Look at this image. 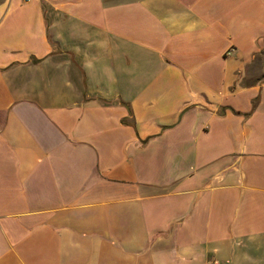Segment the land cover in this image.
Returning a JSON list of instances; mask_svg holds the SVG:
<instances>
[{
  "label": "crops",
  "instance_id": "1",
  "mask_svg": "<svg viewBox=\"0 0 264 264\" xmlns=\"http://www.w3.org/2000/svg\"><path fill=\"white\" fill-rule=\"evenodd\" d=\"M0 264H264V0H0Z\"/></svg>",
  "mask_w": 264,
  "mask_h": 264
},
{
  "label": "built area",
  "instance_id": "2",
  "mask_svg": "<svg viewBox=\"0 0 264 264\" xmlns=\"http://www.w3.org/2000/svg\"><path fill=\"white\" fill-rule=\"evenodd\" d=\"M229 54H231V53L229 52Z\"/></svg>",
  "mask_w": 264,
  "mask_h": 264
}]
</instances>
